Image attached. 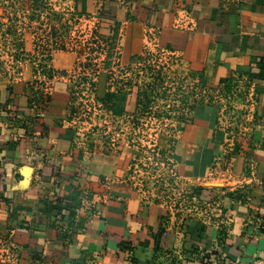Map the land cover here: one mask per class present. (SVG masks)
<instances>
[{
	"label": "crops",
	"instance_id": "obj_1",
	"mask_svg": "<svg viewBox=\"0 0 264 264\" xmlns=\"http://www.w3.org/2000/svg\"><path fill=\"white\" fill-rule=\"evenodd\" d=\"M48 3L31 17L63 24L0 71V264L263 263L264 0ZM144 47L173 54L189 85L151 154L129 134L141 86L120 71ZM71 92L94 107L74 111Z\"/></svg>",
	"mask_w": 264,
	"mask_h": 264
},
{
	"label": "rangeland",
	"instance_id": "obj_2",
	"mask_svg": "<svg viewBox=\"0 0 264 264\" xmlns=\"http://www.w3.org/2000/svg\"><path fill=\"white\" fill-rule=\"evenodd\" d=\"M41 2L42 0H0V71L1 69L6 71L16 70L17 66L11 64L12 62L31 61L33 32L39 31L38 36L41 37L45 30L50 27L49 25H51V30L55 32L56 28H59L58 25L63 24V18L59 14L47 21L45 14L40 16L34 14L35 18L33 19L31 9H37L38 11L39 7L53 13L57 12L54 5L50 3L40 7ZM49 8L51 9L49 10ZM67 24V27L73 26L70 25V22ZM31 26L33 27L31 28ZM52 36H60L58 29L56 34H52ZM57 41L61 43L59 39ZM35 42L37 43V38L33 39V43ZM133 62L135 63L132 70H130L131 67L120 69L123 73L132 71L136 74L137 81L135 83L141 86L137 92L139 93L137 109L134 115L129 117L132 125L129 134H132L136 143L143 144L141 147L145 148L147 154H151L153 151L146 150L150 140L156 138V135L162 132L170 133L175 128L178 120H184L183 109L180 113H178V110L181 106L187 105L189 96L180 95V92L187 89L189 85L185 81V77L183 78L181 75L183 71L179 70L176 57L168 51L144 47L141 54L134 57ZM115 72H118L117 69ZM76 98L78 100H76L78 110L83 109L87 113L86 111L91 110L90 106L94 107V99L92 100L91 96L88 97V95L80 93L76 95ZM115 105L116 108L113 114H110V118L113 120L111 121L113 124L118 125L127 116V113H124L125 99L121 98ZM142 169L144 176L146 173L158 168L153 162L151 166L144 165ZM141 177L142 175L139 176V178ZM149 183L155 185L154 181Z\"/></svg>",
	"mask_w": 264,
	"mask_h": 264
},
{
	"label": "trees",
	"instance_id": "obj_3",
	"mask_svg": "<svg viewBox=\"0 0 264 264\" xmlns=\"http://www.w3.org/2000/svg\"><path fill=\"white\" fill-rule=\"evenodd\" d=\"M35 1H38V0H35ZM54 43L58 46V44L54 41ZM50 56H51V54L49 53V54H47V57L48 58H50ZM110 60L111 59H107V62H106V65H108V63H110ZM44 68V67H43ZM47 69L48 70H46V73L49 75V76H51V77H53V74H56L57 73V70L53 67V66H49V67H47ZM82 79V78H81ZM83 79H86V78H84L83 77ZM83 79H82V81H83ZM80 82V83H84V85H83V89L86 87V83L88 82V84H89V89L91 90L92 88V86H93V82H91V79L90 80H88L87 81V79H86V81L85 82ZM152 83V82H151ZM149 86H151V85H149ZM81 93V92H80ZM148 95H150V94H148ZM90 96H92V95H90V94H88V97H90ZM108 98H111V93H108L104 98H102V100L104 101V102H106L107 101V99ZM75 99H76V95L74 94V93H72L71 92V94H70V97H69V102H71L70 103V105H71V107L73 108V110L75 111V109H76V107H75V104H74V101H75ZM73 105V106H72ZM3 107V105H2V103H1V101H0V110H1V108ZM179 118H180V116H178ZM57 202L59 201V198L58 197H56V199H55ZM57 209H58V215H62V210L60 209V207H57Z\"/></svg>",
	"mask_w": 264,
	"mask_h": 264
},
{
	"label": "built area",
	"instance_id": "obj_4",
	"mask_svg": "<svg viewBox=\"0 0 264 264\" xmlns=\"http://www.w3.org/2000/svg\"><path fill=\"white\" fill-rule=\"evenodd\" d=\"M261 264H264V259H263V263H261Z\"/></svg>",
	"mask_w": 264,
	"mask_h": 264
}]
</instances>
